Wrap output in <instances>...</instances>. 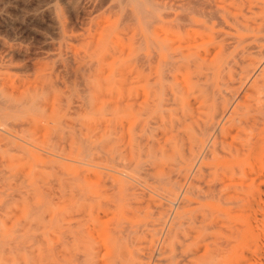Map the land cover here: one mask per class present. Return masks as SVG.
<instances>
[{"label":"bare ground","instance_id":"bare-ground-1","mask_svg":"<svg viewBox=\"0 0 264 264\" xmlns=\"http://www.w3.org/2000/svg\"><path fill=\"white\" fill-rule=\"evenodd\" d=\"M174 7L180 12L171 20L149 30L146 23V32L135 40L132 67L105 94L99 132H91L86 144L89 189L84 191L76 173L74 211H56L54 244L41 255V264H214L233 239L217 233L226 228V219L212 211H243L241 195L263 190L264 4L232 15L224 10L228 32L219 33L208 50L189 34L198 26L196 16L218 17L215 0H175ZM257 68L248 93L253 102L247 93L237 101L241 92L234 85ZM252 157L259 165L249 170L245 162ZM146 190L160 203L132 211L143 217L136 227L116 219L112 209L134 202L128 194L136 197ZM94 202L100 211L89 210ZM167 206L174 209L169 217ZM255 207L258 214L261 208ZM249 217L247 223L254 215ZM258 222L253 227L263 232ZM251 229L245 234L263 238ZM103 234L108 241L101 252Z\"/></svg>","mask_w":264,"mask_h":264},{"label":"rangeland","instance_id":"rangeland-1","mask_svg":"<svg viewBox=\"0 0 264 264\" xmlns=\"http://www.w3.org/2000/svg\"><path fill=\"white\" fill-rule=\"evenodd\" d=\"M170 1L0 0V100L4 106L0 109V264H41V255L50 252L57 229L56 211H74V176L80 171L84 181L89 172L83 165L87 139L91 132H99L105 94L132 67L135 40L146 32L147 25L149 30L180 12L174 7L175 0ZM215 3L218 17L196 16L198 26L189 34L199 39L202 50L214 48L218 34L228 32L225 12L232 15L241 7L264 4V0ZM258 68L244 83L234 85L238 95L241 92L237 101L249 93ZM246 99L253 102L249 94ZM245 164L254 169L258 158L252 157ZM83 187L87 192L86 181ZM263 192L264 188L241 195L243 211H212L226 219V228H217V233L233 239L222 247L226 251L230 248L231 254L221 250L214 264H264V250H260L264 249V228L260 232L261 227H253L257 221L264 227L259 225L264 221ZM128 196L134 202L112 211H116V219L132 228L143 218L132 211L160 203L159 196L147 190L144 195ZM95 204L88 205L90 211H100ZM251 206L261 208L258 214ZM166 208L169 217L174 209ZM248 215H254L253 223H247ZM248 225L263 237L258 240L259 248L263 241L259 250L258 237L250 235L253 232ZM244 228L250 236L242 234ZM106 241L105 234L101 235V252Z\"/></svg>","mask_w":264,"mask_h":264}]
</instances>
